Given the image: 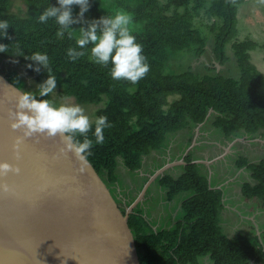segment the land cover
I'll return each instance as SVG.
<instances>
[{
  "label": "trees",
  "instance_id": "trees-1",
  "mask_svg": "<svg viewBox=\"0 0 264 264\" xmlns=\"http://www.w3.org/2000/svg\"><path fill=\"white\" fill-rule=\"evenodd\" d=\"M24 1L21 15L11 10L12 0H0V57L17 65L6 76L21 89L20 72L35 76L37 88L26 94L67 132L98 173L107 172L110 183L117 180L118 157L131 171L140 169L143 155L159 150L168 134L204 123L210 109L217 112L214 126L226 136L240 130L264 133V73L251 54L259 43L237 38L238 9L245 0H85L88 21L81 36L72 0ZM120 11L130 25L121 24ZM201 13L215 21L198 25L195 16ZM208 29L221 62L231 44L238 78L167 69L179 53L202 54ZM53 84L79 103L104 101L96 120L84 124L53 106L48 100ZM191 160L189 153L178 177L165 173L158 180L168 200L190 192L175 228L147 232L141 211L129 217L140 263L199 264L205 256L212 264L264 262V244L255 233L224 231L222 191L213 189ZM237 165L246 166L256 181L243 183L244 196L259 197L264 205V158L249 162L243 155Z\"/></svg>",
  "mask_w": 264,
  "mask_h": 264
},
{
  "label": "water",
  "instance_id": "water-1",
  "mask_svg": "<svg viewBox=\"0 0 264 264\" xmlns=\"http://www.w3.org/2000/svg\"><path fill=\"white\" fill-rule=\"evenodd\" d=\"M174 163L124 209L67 132L0 72V264H141L129 217Z\"/></svg>",
  "mask_w": 264,
  "mask_h": 264
},
{
  "label": "rangeland",
  "instance_id": "rangeland-1",
  "mask_svg": "<svg viewBox=\"0 0 264 264\" xmlns=\"http://www.w3.org/2000/svg\"><path fill=\"white\" fill-rule=\"evenodd\" d=\"M72 1L76 4V7H77V10L75 13V29L77 31V34L81 36L83 32V27L85 23L88 21L86 1L85 0H72ZM100 1L103 4H108L111 0H100ZM11 10L13 12L23 15L26 11L25 1L24 0H12ZM120 18H121V24L123 26L130 25L129 17L126 12L120 11ZM238 19H239V22H238L237 38L241 40L246 39V38H251L259 43V46L255 50H252L251 52L252 61L256 64V66L259 67V70L264 73V49L263 47H261L264 44V0H245V2L239 6ZM214 21H215V17L208 15V14L201 13L195 16V22L198 25H201L202 23L210 25ZM207 32H208V39L206 42L205 50L202 54L195 55L193 53H190V54L189 53L188 54L179 53L178 55L171 58V60L168 63L167 69L170 72H181L183 70H191L194 73L198 74L200 77L206 74H210V75L222 74L224 76H232V77L238 78L240 75V69L235 60V56L231 48V44L228 45V48H227L228 59L225 62H221L219 59H217L214 53L213 35L209 31V29L207 30ZM14 68H17V65L13 60L0 57V72L2 74L9 75L11 73L10 72L11 69H14ZM20 73H21L20 77L24 81V85L22 89L28 95L32 96L31 92L29 91H34L37 88L35 76H32L25 72H20ZM48 100L53 106L57 107L60 110L69 112L74 117L75 120L82 122L84 124L94 122L97 118L96 110L103 107L105 104L104 101H101L100 103H97V104L79 103L74 97H65L61 92V88L57 84H53L49 86ZM209 113H210V116L206 120L208 124L203 127L204 129L203 132L204 133L208 132L206 135H208L212 140L213 139L217 140L221 137L218 134L216 127L213 124L215 120V116L217 115V112L212 110V111H209ZM197 127L198 125H195L192 127L191 130L186 129V130H182L176 133L168 134L166 142L162 145V147L159 150H152L150 154L143 155L142 160L145 163V169L146 167L148 169L151 168L150 174L152 175L162 165H165L168 162H176L171 167H169L166 172L171 173L175 177L181 174L184 171V168H183L184 164L181 163L182 158L180 157L183 156L184 152H186L188 148H190L191 146L192 148L196 146V144L194 143L195 142L194 141L195 140L194 130ZM253 136L254 137L260 136L261 137L260 141L264 140V133L262 132H258ZM236 146H239V145H236ZM239 147L241 149H239L238 147L234 149V152L235 151L237 152V154L234 156L236 158H238L242 154L243 155L246 154V151L244 150V148L242 146H239ZM249 156H250L248 157L249 162L260 161L261 159L264 158V146L262 145L261 147V146L256 145L255 148H253V151L251 152ZM118 160L121 161V158L118 157ZM179 160L180 162H177ZM223 163L225 162L223 161ZM231 163H235L234 160H232ZM218 167H219L218 168L219 172L227 174V175L230 174V177H234L238 179L236 180V183L239 184V186H240V183L243 182L244 179L246 178L251 179V181H254L250 174V170L247 167H244L242 169L243 173L241 175L237 173L238 169L240 168L238 165L233 166L234 171L232 172H231L232 169L227 165H223V167H220V165H218ZM145 169H144V172L142 171L143 169H139L137 171H133L132 174L129 173L128 175H123V172L120 173V171L116 169V175L117 177L121 179L122 184H124V182L129 183V180L132 181L133 179H136L139 182V190H140L141 186L144 184V183L142 184V182H144L143 180H146L149 176H151L147 173V170L145 172ZM103 177L105 178V181L107 182L109 186L110 185L118 186L117 181H115L114 183H110L108 181L107 172L103 173ZM159 185H160L159 182L157 181L154 182L150 186V189H148L147 194L142 199H140V202L133 209V211L142 210V213L140 214V216L145 221L144 228L147 232L151 231L152 229H154L155 231H159L161 229L156 226V223H154L156 219H154V216H153V214L158 216V213L160 212L159 210H162L160 209V205L158 207V203L161 200L165 201L166 203L165 205L167 209L168 203L177 201V204L181 205L182 201L186 199L188 195L190 196V192L188 193L185 192V193H181L177 195L176 198L178 199L175 198L172 202L168 201L167 189L163 187L162 185H160L161 187ZM233 185L234 183L231 184V187ZM232 188L234 189L235 186H233ZM113 191L115 193L118 192L117 189L114 187H113ZM236 192H238V190ZM153 193H156V194L154 198H151L150 196L153 197ZM115 196L118 198L119 203L124 209L129 205L130 201L129 203L128 201H126V203L122 201L124 198V195H122V197H119L116 194ZM256 200H258V202L249 204L251 208L249 211L243 210V214H245L244 216H240V215L237 216L236 214H233V215L229 214L230 206H227L224 209L227 213L226 218H225V220L227 219V221L225 222L224 227H225V230L228 231V234L234 235L236 232L245 233L246 231H252L253 233H257L258 235L260 234L259 240L263 239L261 241L264 242V237L262 236L264 230L257 229L253 221V217L258 215L257 213L261 211L262 209V206L260 205V202H259L262 199L259 197H256ZM180 210H181L180 214L182 216V207ZM180 214L178 215L177 218H175L176 222L182 218L180 217ZM246 215L248 216V218H246L247 217ZM163 228H166V227H163ZM199 264H212V261L209 257H203V258H200ZM250 264H264V262L262 263V262L251 261Z\"/></svg>",
  "mask_w": 264,
  "mask_h": 264
},
{
  "label": "crops",
  "instance_id": "crops-1",
  "mask_svg": "<svg viewBox=\"0 0 264 264\" xmlns=\"http://www.w3.org/2000/svg\"><path fill=\"white\" fill-rule=\"evenodd\" d=\"M207 124H208L207 121H205V123H203L202 125L199 124L198 127L195 128V130H194L195 131V140H194L195 142L194 141H192V142H194L196 144V146H194L193 148H192V146L190 148H188L186 150V152H184L183 156L180 158L185 160L186 155L190 153L191 157H192L191 162L197 163L199 165L201 172L208 177L210 186L213 189H220L222 191L223 209L220 211L219 218H220L221 226L223 227L224 231L228 234V231H226L225 227H224L225 222L227 221V219L225 220L227 213L224 209L227 206H230L229 214H232V215L236 214L237 216L238 215L244 216L245 214H243V210L249 211L251 209L249 204L256 203V202H258V200H256V198L247 199L244 196L243 191H242L243 183L251 182L254 184L255 183L254 181H251V179H247V178L244 179L243 182H241L239 180L241 182L240 186H239V184L236 183V180H238V179H236L234 177H230V174L227 175V174L219 172L218 171V168H219L218 165H220V167H223V165H227L232 169L231 172L234 171L233 166L234 165L237 166L238 158L240 156H243V154H242L238 158L234 157L237 154L236 151L234 152V149H236L237 147L239 149H241L239 146H242L244 148V150L246 151V154H244V156H246L248 158V157H250L249 155L251 154V152L253 151V148H255L256 145L261 146V147H262V145L264 146V140L260 141V138H261L260 136L254 137L253 135H255V134L251 135L249 133H246L243 130L237 131L234 135L226 136L218 128H216V129H217L218 134L221 137L217 140L216 139L212 140L208 135H206L208 132H205V133L203 132V130H204L203 127L206 126ZM182 130H186V129H182ZM182 130H180V131H182ZM207 131H209V130H207ZM254 144H255V146H254ZM236 145H239V146H236ZM232 151H233V153H232ZM232 160H234L235 163H231ZM223 161L225 163H223ZM117 167H118L117 170H119L120 173L123 172V175H128L129 173L132 174V172H133L126 166L123 158H121V161L118 160V166ZM244 167H246V166H244ZM244 167L239 168L237 173H239L241 175L243 173L242 169ZM140 169H143L142 171L144 172L145 163L143 160H142V166ZM150 169L151 168L148 169L147 167L145 169V172L147 170V173L149 175H151ZM135 171H137V170H135ZM166 173H168V172H166ZM251 173L252 172L250 171V174ZM168 174L172 175L171 173H168ZM178 176H176V177H178ZM149 177L146 180H143L144 182H142V184L143 183L144 184L141 186L140 190H139V182L136 179H133L132 181L129 180V183L124 182V184H122V181L119 177H117V180H116L118 182V186L117 185L116 186L110 185V187H111L112 191H113V187L117 189V191H118L117 193H115L113 191V193L115 195L117 194L119 197H122V195H124V198L122 201L125 203H126V201H128V203H129V201H130V203H129V205H130L139 196V194L141 193L145 183H147V181L149 180ZM158 180H159V178H157L156 180L151 182V184L147 187L142 198L147 194L148 189H150V186L154 182H156V181L159 182ZM232 183H234V185H233V186H235L234 189L232 188L233 186L231 187ZM237 190H238V192H236ZM155 194L156 193H153V197L152 196H150V197L154 198ZM129 199H131V200H129ZM176 199H178V198H176ZM173 200H168V201L172 202ZM259 202H260V205L262 206V209H261V211H259L257 213L258 215L253 217V221H254L257 229L264 230V205H263L262 201H259ZM165 204L166 203L163 200H161L158 203V207L160 205V209H162V210H159L160 215L158 213V216L153 214L154 219H156V220L155 221L152 220V221H154V223H156V226L158 228L173 229L176 227L175 223H177V222H176L175 218H177L178 215L180 214V211H181L180 209H181L182 205L177 204V201H176V202L168 203V207L166 209ZM149 209H150V207H149ZM139 211L142 212V210H139ZM180 217H181V214H180ZM246 218H248V216ZM173 225H174V227H173ZM163 227H166V228H163ZM255 234L260 239V234L259 235L257 233H255ZM228 235L232 236L231 234H228ZM262 236L264 237V232H263ZM261 240H263V239H261ZM262 243H264V242H262ZM205 257L210 258V256H205ZM201 258H203V257H201ZM199 262H200V258H199Z\"/></svg>",
  "mask_w": 264,
  "mask_h": 264
},
{
  "label": "clouds",
  "instance_id": "clouds-1",
  "mask_svg": "<svg viewBox=\"0 0 264 264\" xmlns=\"http://www.w3.org/2000/svg\"><path fill=\"white\" fill-rule=\"evenodd\" d=\"M240 168H242V167H240ZM251 174H252V173H251ZM251 176H252V175H251ZM252 179H253V178H252ZM253 180H254V179H253ZM254 182L256 183V181H255V180H254ZM255 183H254V184H255Z\"/></svg>",
  "mask_w": 264,
  "mask_h": 264
},
{
  "label": "flooded vegetation",
  "instance_id": "flooded-vegetation-1",
  "mask_svg": "<svg viewBox=\"0 0 264 264\" xmlns=\"http://www.w3.org/2000/svg\"><path fill=\"white\" fill-rule=\"evenodd\" d=\"M112 190V189H111ZM181 194V193H180Z\"/></svg>",
  "mask_w": 264,
  "mask_h": 264
}]
</instances>
